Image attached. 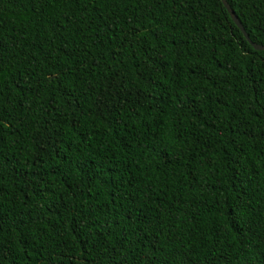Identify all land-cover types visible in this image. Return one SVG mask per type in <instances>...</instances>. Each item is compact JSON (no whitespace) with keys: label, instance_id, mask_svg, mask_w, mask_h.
<instances>
[{"label":"trees","instance_id":"trees-1","mask_svg":"<svg viewBox=\"0 0 264 264\" xmlns=\"http://www.w3.org/2000/svg\"><path fill=\"white\" fill-rule=\"evenodd\" d=\"M0 228V264H264V51L221 0H0Z\"/></svg>","mask_w":264,"mask_h":264},{"label":"water","instance_id":"water-1","mask_svg":"<svg viewBox=\"0 0 264 264\" xmlns=\"http://www.w3.org/2000/svg\"><path fill=\"white\" fill-rule=\"evenodd\" d=\"M221 1L223 3L224 7L226 8L227 12L230 14V17H231L232 21L238 27V29L241 31V33L246 38V40L253 46V48L255 50L264 51V46L263 45L255 44V43L251 42V40L248 38V36H247L246 32L244 31L240 21L238 20V18L236 17V15L232 11V9L229 7V5L227 4L226 0H221Z\"/></svg>","mask_w":264,"mask_h":264},{"label":"snow or ice","instance_id":"snow-or-ice-1","mask_svg":"<svg viewBox=\"0 0 264 264\" xmlns=\"http://www.w3.org/2000/svg\"><path fill=\"white\" fill-rule=\"evenodd\" d=\"M0 231H3V229H2V228H0Z\"/></svg>","mask_w":264,"mask_h":264}]
</instances>
